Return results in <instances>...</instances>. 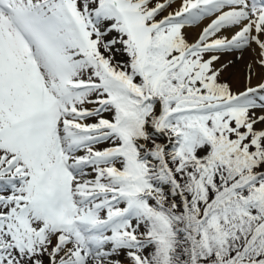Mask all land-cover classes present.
<instances>
[{"label":"snow or ice","instance_id":"obj_1","mask_svg":"<svg viewBox=\"0 0 264 264\" xmlns=\"http://www.w3.org/2000/svg\"><path fill=\"white\" fill-rule=\"evenodd\" d=\"M0 264H264V0H0Z\"/></svg>","mask_w":264,"mask_h":264},{"label":"bare ground","instance_id":"obj_2","mask_svg":"<svg viewBox=\"0 0 264 264\" xmlns=\"http://www.w3.org/2000/svg\"><path fill=\"white\" fill-rule=\"evenodd\" d=\"M208 21H205L204 23L206 24ZM203 26V25H201ZM200 31L199 27L189 29V38L194 39ZM247 60V57L245 58V61H242L238 63L234 68H232L230 71L225 73V77H230L231 82L234 84L235 87H242V76L244 72V64ZM257 81H254L256 83Z\"/></svg>","mask_w":264,"mask_h":264},{"label":"rangeland","instance_id":"obj_3","mask_svg":"<svg viewBox=\"0 0 264 264\" xmlns=\"http://www.w3.org/2000/svg\"><path fill=\"white\" fill-rule=\"evenodd\" d=\"M116 60L118 61H127V56L126 55H123V54H117L116 57H115ZM225 79L229 80L231 82V78L230 77H225Z\"/></svg>","mask_w":264,"mask_h":264}]
</instances>
